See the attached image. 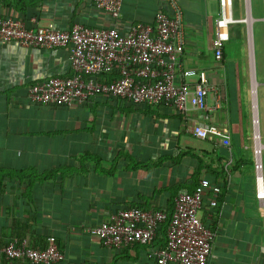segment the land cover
Instances as JSON below:
<instances>
[{"label": "crops", "instance_id": "obj_1", "mask_svg": "<svg viewBox=\"0 0 264 264\" xmlns=\"http://www.w3.org/2000/svg\"><path fill=\"white\" fill-rule=\"evenodd\" d=\"M178 1L185 52L176 82L192 88L207 74L214 88L210 120L193 108L179 113L101 95L80 106L32 104L31 86L73 75L70 48L52 52L0 40L1 245L18 239L42 250L54 237L65 255L59 264H155L149 252L165 246L160 232L153 247L110 250L88 230L129 208L172 212L180 191L207 181L221 188L218 206L206 202L199 213L216 233L210 264H264V199L257 197L254 153L264 0H233L234 17L247 22L232 26L221 61L213 48L219 0ZM160 10L167 11L163 0H124L116 21L91 0H0V18L57 30L81 24L126 34L134 24L153 23ZM244 61L253 78V119ZM209 124L227 131L232 147L194 136V127ZM257 128L261 137L259 120Z\"/></svg>", "mask_w": 264, "mask_h": 264}, {"label": "built area", "instance_id": "obj_2", "mask_svg": "<svg viewBox=\"0 0 264 264\" xmlns=\"http://www.w3.org/2000/svg\"><path fill=\"white\" fill-rule=\"evenodd\" d=\"M167 11L160 10L151 24L137 23L123 34L116 27L91 28L76 24L70 30L28 28L13 18H0V40L15 42L26 48H42L56 52L70 48L69 78H50L29 88L28 100L44 106H80L97 96H109L135 105H165L179 113L189 108L205 113L210 120L208 96L214 90L205 72L194 87L177 84L180 61L185 52L183 11L178 0H163ZM97 11L114 20L121 17L124 0H91ZM213 42L215 57L223 59V50L231 39V28L247 20H237L233 0H219ZM220 105L218 104V107ZM201 140L216 138L231 147V135L217 126L203 125L193 129ZM261 144V137L254 135ZM263 151L255 145V170L258 174V195L264 199ZM262 174V175H261ZM219 186L204 181L193 192L180 191L172 214L129 208L109 215L105 222L88 231L110 250L131 245L151 246L164 224L168 223L166 244L152 248L149 256L155 264H210L216 233L200 218L206 202L218 206ZM212 195L213 198H210ZM65 259L57 239H48V246L38 250L26 241L15 239L0 244V264H59Z\"/></svg>", "mask_w": 264, "mask_h": 264}, {"label": "rangeland", "instance_id": "obj_3", "mask_svg": "<svg viewBox=\"0 0 264 264\" xmlns=\"http://www.w3.org/2000/svg\"><path fill=\"white\" fill-rule=\"evenodd\" d=\"M257 31V27H255V32ZM260 49L258 46V42H256V54H257V70L255 73V80L257 81L258 84H262L264 81V64L262 65L259 57ZM247 61H244V66L242 67V73L246 76L248 85L250 88V91L248 92L247 95V100L248 97L250 100V110H251V116L253 119V100H254V94L252 93V85H253V78H252V73L250 70L249 66H246ZM261 63V66H260ZM256 99H257V119L259 120V129H260V134L262 137V144L264 145V83L262 85L256 86Z\"/></svg>", "mask_w": 264, "mask_h": 264}, {"label": "trees", "instance_id": "obj_4", "mask_svg": "<svg viewBox=\"0 0 264 264\" xmlns=\"http://www.w3.org/2000/svg\"><path fill=\"white\" fill-rule=\"evenodd\" d=\"M5 2V1H4ZM232 147V146H231ZM253 164H254V162H253ZM263 167H264V152H263ZM263 173H264V168H263ZM173 212V211H172ZM172 212H169V214H172ZM167 226H168V223H166V224H164L163 225V227H162V230H161V235H163L164 236V238L166 237V233H167ZM165 244H166V242H165ZM164 244V245H165ZM163 245V246H164ZM45 249V248H44Z\"/></svg>", "mask_w": 264, "mask_h": 264}, {"label": "water", "instance_id": "obj_5", "mask_svg": "<svg viewBox=\"0 0 264 264\" xmlns=\"http://www.w3.org/2000/svg\"><path fill=\"white\" fill-rule=\"evenodd\" d=\"M256 125H257V127H258V119H257V120L255 119V130H254V135L257 134V135L259 136V131H258V128L256 129ZM255 145H256L257 148H260V145H261V144H260V142H259V144L255 142ZM258 146H259V147H258ZM261 175H262V174H261Z\"/></svg>", "mask_w": 264, "mask_h": 264}, {"label": "bare ground", "instance_id": "obj_6", "mask_svg": "<svg viewBox=\"0 0 264 264\" xmlns=\"http://www.w3.org/2000/svg\"><path fill=\"white\" fill-rule=\"evenodd\" d=\"M249 21V20H248ZM259 144V141L257 142ZM259 147V146H258Z\"/></svg>", "mask_w": 264, "mask_h": 264}]
</instances>
